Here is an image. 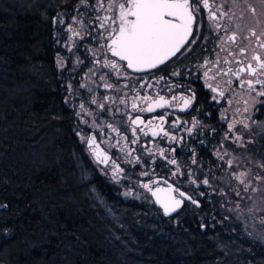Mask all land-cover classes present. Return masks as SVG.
Listing matches in <instances>:
<instances>
[{
    "label": "trees",
    "instance_id": "obj_1",
    "mask_svg": "<svg viewBox=\"0 0 264 264\" xmlns=\"http://www.w3.org/2000/svg\"><path fill=\"white\" fill-rule=\"evenodd\" d=\"M79 4L0 0V264H264L209 202L167 217L97 170L57 63Z\"/></svg>",
    "mask_w": 264,
    "mask_h": 264
},
{
    "label": "flooded vegetation",
    "instance_id": "obj_2",
    "mask_svg": "<svg viewBox=\"0 0 264 264\" xmlns=\"http://www.w3.org/2000/svg\"><path fill=\"white\" fill-rule=\"evenodd\" d=\"M103 2L105 8L100 10L99 15L101 17L114 15L115 13L106 10L109 0H103ZM217 2L223 3L225 10L230 13H236L231 18L233 27L235 24L247 27L256 25L255 21L249 20L250 15L243 12L239 5L234 6L231 0H217ZM94 3L95 0H89V5ZM96 15L97 13L91 7L85 8L81 3L76 7L72 16L67 19L69 24L63 23L66 25L67 39L62 42L59 41V44L66 53L58 55L57 63L59 59H63V65L58 63V67L63 68V70L66 68L68 74L67 98L69 109L74 115L76 134L80 133V135L77 134L80 142L81 135H95L100 150L106 151L112 158H118L117 162L124 169L123 175L126 178L119 179V182L113 180L111 173L105 171L104 165L96 163L87 145L81 142L88 157L97 170L107 177L112 184L116 185L122 193L130 192L132 196L139 193L141 196L149 197L155 204L150 193L138 187V183H151V181L156 180L160 182L159 187L166 188L167 185L164 181L167 180L173 187L178 185L180 191L190 195L199 205L193 204L190 200H184L179 211L192 207L201 208L204 202H209L212 208L220 210L217 194L218 192L221 193L223 183L218 178L227 169V166H223V162L231 159L233 154L248 153L253 159L264 163V103L251 104L250 97L244 90L236 86L238 82L235 80L232 91L223 89L225 91L224 98H219V102L212 99L216 94L209 89L208 83L215 85L219 82L223 88V80L227 78L205 82L203 70L197 67L205 58L214 56L213 49L218 43L216 33L210 27L207 14L203 10H201L200 15L202 23L200 34L207 38L206 41L203 39L198 41V44L193 46V50L180 57L179 60L173 58V60L150 72L134 73L127 70V78L123 76V69L121 78H117L114 70L103 67L104 59L117 60V58L112 57L106 48H100V45L106 44L107 41L98 39L104 29L99 27ZM227 20L228 16L221 18L222 23ZM71 21H75L74 24L77 27L74 26V30L79 32L80 36L69 31L68 26H70ZM261 26L264 25L261 24ZM69 37L72 39L69 40ZM227 47L233 46L227 45ZM216 51H219V48H216ZM258 51L264 56V50L258 49ZM223 55L225 54L221 53V56ZM94 61L98 62L94 63ZM118 63L123 64L119 61ZM232 66L235 67L234 64ZM89 69H93V71L90 72ZM174 71L180 74L172 75ZM101 75L106 77L107 83L114 86L113 89L104 87L105 81L99 79ZM158 77H164V79L157 84L156 79ZM145 81L152 86L147 87ZM69 84H71V88L68 87ZM81 84L84 87H81ZM141 84H145V86L141 87ZM116 87H119L120 91H116ZM89 89L92 91L89 92ZM145 95L152 97L153 101L162 95L168 101V106L156 108L153 112L133 111L131 106L134 101L138 107L147 106L142 99ZM192 95H195V99L191 105L185 111H180L179 109L183 107L180 97H191ZM173 96L176 99H172ZM102 97L105 99L102 100ZM93 98L97 100V104L104 103L103 110L98 108L97 104L91 103ZM122 99L125 101L123 104L120 103ZM258 100L264 101V97H258ZM245 101H249V103L246 105ZM81 103L85 104L87 114L77 115L80 113ZM246 106L247 112L244 111ZM162 114H167L165 116L166 122L162 127L169 132L170 136H177V142L169 143L168 138H164L162 134L153 137L150 128L140 125L144 131L148 132V135H143L138 128L139 142L131 144L134 137L129 126V116L132 118L139 116L145 124L149 120L153 124H158L159 121L154 118ZM193 119L198 122L199 127H193ZM177 121L179 126L172 127L173 123ZM109 123L117 127L120 135L107 127ZM244 123H247L249 127L244 128ZM229 124L234 125L231 132L228 130ZM189 128L192 129L191 134L187 131ZM123 135L128 137V141L116 144V140ZM236 135H240L242 139L237 141ZM225 136L228 138L225 139ZM237 143H241V148L234 146ZM109 144L112 146L109 147ZM221 145H223V149H221ZM122 146H126L129 150L134 149L132 157H128V159L141 156L148 163H125L123 153L120 151ZM173 148L175 152L170 151ZM160 149H164L166 156H171L177 161L181 174L176 177L172 176L171 173L175 171L177 165L167 164V161L158 154ZM224 151L227 152V155H224V159L221 160L217 153L223 154ZM150 152L155 153V155H151ZM241 156L245 155L241 154ZM193 158L196 160L195 164L192 163ZM144 171L149 172V175H141ZM189 172L192 173L191 178L196 179V184L190 182ZM205 178L208 179L209 185L201 183ZM152 186L156 187V185Z\"/></svg>",
    "mask_w": 264,
    "mask_h": 264
},
{
    "label": "snow or ice",
    "instance_id": "obj_3",
    "mask_svg": "<svg viewBox=\"0 0 264 264\" xmlns=\"http://www.w3.org/2000/svg\"><path fill=\"white\" fill-rule=\"evenodd\" d=\"M231 2L234 6H242V11L246 8L253 16H264V0H259L261 6L259 10L254 4L248 3V0H231ZM80 3L85 8L91 7L97 13L96 20L99 22V27L104 29V32L101 33L98 39H105L107 41L106 44H101L100 48H106L112 57L117 58V60L104 59L103 67L114 70L117 78H121L122 69L124 78H127V70H131L134 73L150 72L173 60V58L179 60L180 57L192 51L193 46H196L198 41L202 39L206 41L207 38L202 37L200 34L202 27L200 15L201 10H203L207 14L210 27L216 33L218 41L216 48H219V51H216V48H214V56L205 58L197 67L203 70L205 82L217 80L218 78H227L223 80V88L219 82L215 85L208 83L209 89L216 94L212 99L219 102V98H224L225 91L223 89L232 91V85L235 80L238 82L236 86L247 93L252 104L264 103V101L258 100V97H264V56L258 51V49L264 50V26H261L259 20L252 27L241 26L240 24H235L233 27L231 18L236 13H230L228 10H225L223 3H218L217 0H109L106 10L115 14L103 17L99 15L100 10L105 8L103 0H95V3L92 5H89V0H80ZM225 16H228V20L222 23L221 18ZM81 23L83 22L81 21ZM257 28H259V31H257ZM69 31L80 36V33L75 32L72 28H69ZM71 39L72 37H69V40ZM227 45H232L233 47H227ZM221 53L225 55L221 56ZM118 61L123 62V64L118 63ZM96 62L98 61H94V63ZM58 63L62 66L63 59H59ZM233 64L235 67L232 66ZM89 71L91 72L93 69H89ZM179 74L175 71L172 73V75ZM99 79L105 81V88L113 89L114 86L107 83L104 75H101ZM163 79L164 77H158L156 83L158 84ZM145 84H147V87L152 86L147 81H145ZM145 84H141V87H144ZM80 86L84 87L83 84ZM68 87L71 88V84ZM115 90L120 91V88L116 87ZM91 91L89 89V92ZM125 95L127 94L125 93ZM101 99L105 98L102 97ZM142 99L147 106L138 107L134 101L131 106L133 111L153 112L156 108L168 106V101L162 95L154 101L148 95H145ZM172 99H176V97L173 96ZM180 99L183 102V107L179 110L185 111L195 99V95L191 97L182 96ZM91 103L97 104V100L93 98ZM120 103L123 104L125 101L122 99ZM248 103L249 101H245L246 105ZM97 106L102 110L105 107L103 102L97 104ZM244 111H248L247 106ZM81 114H87L85 104L83 103L80 104V113H77V115ZM166 115L162 114L154 118L159 121L158 124H153L151 120L145 124L139 116L135 118L129 116V126L134 137L131 140V144L139 142V136L137 135L138 128L143 135H148V132L144 131V128H141L140 125L150 128L153 137L162 134L164 138H168L169 143L177 142V136H170L169 132L165 131L162 127L166 122ZM192 124L193 127H199L195 119H193ZM178 126V121L172 125V127ZM107 127L111 131L117 132V135H120L117 127L113 124L109 123ZM233 127V124H229V132L232 131ZM243 127L248 128L249 125L244 123ZM187 131L191 134L192 129L189 128ZM77 134L80 135L79 132ZM227 138L225 136V139ZM241 139L240 135H236L237 141ZM122 141L127 142L128 137L126 135L120 136V139L116 140V144H121ZM81 142L87 145L96 163L104 165L105 171L111 173L113 180L119 182V179L126 178L123 175L124 169L117 162L118 158H112L106 151H101L95 135H81ZM111 146L109 144V147ZM221 149H223V145H221ZM120 151L123 153L125 163H148L141 156L128 159V157H132L134 149L129 150L126 146H122ZM170 151L175 152V149H170ZM150 154L155 155V153L151 152ZM158 154L162 159L167 161V164L177 165V161L173 157L165 155L164 149H160ZM224 155H227L226 151L223 154L217 153L218 158L221 160L224 159ZM192 163H196L195 158H193ZM226 163L229 167L233 166V160L231 159L227 160ZM257 167L264 172V164H258ZM171 174L173 177L181 174L180 167L177 165L175 171H172ZM141 175L148 176L149 172L144 171ZM188 176L192 184L197 183L196 179L191 178V172L188 173ZM230 178L238 182V186L233 189L238 197L241 196V191L247 192L250 188L253 191L257 190L253 187V181L264 183V175L260 173L253 174L250 168L239 171L234 170ZM159 183V181L153 180L151 183H138V187L143 188L147 193H150L152 198H155V204L159 205L164 215L167 216L175 212L184 200H190L193 204H197V201L190 195H186L184 191H180L178 185L173 187L172 184L165 180L164 183L167 187L163 188L158 186ZM201 183L209 185V181L206 178ZM152 185H156V187ZM239 186H242V189ZM129 194L131 193H125V195ZM137 196H139V193H137ZM145 199H149V197L145 196ZM197 206L199 205L197 204ZM237 208H239V205H237ZM229 210L232 211L233 209ZM261 222L264 223V220Z\"/></svg>",
    "mask_w": 264,
    "mask_h": 264
},
{
    "label": "rangeland",
    "instance_id": "obj_4",
    "mask_svg": "<svg viewBox=\"0 0 264 264\" xmlns=\"http://www.w3.org/2000/svg\"><path fill=\"white\" fill-rule=\"evenodd\" d=\"M248 3L254 4L258 10L261 7L259 0H248ZM240 7L242 8V6ZM243 12L250 15L249 20H253L255 22L259 20L261 24L264 25V16H253L246 8L243 9ZM65 22L67 25L69 24L66 17L58 15L56 23L61 24ZM74 26L77 27V25L71 21L68 29H74ZM234 146L236 148H241V143L234 144ZM241 154L245 156H241ZM231 160H233L232 167H229L226 162H223V166H227V169H225L223 174L218 178V180L223 183L221 193L218 192L217 194L219 197L218 203L220 205V213L224 216L225 221L239 222L246 236L251 237L256 242L264 244V223L261 222L264 220V183L253 181V187L257 190L253 191L250 188L247 192L241 191V196L238 197L233 190L236 186H238V182L235 179L230 178L234 170L239 171L248 168L252 170L253 174L260 173L264 175V172L257 167L258 164L264 163L260 160L253 159L248 153L233 154ZM239 187L242 189V186ZM124 196L129 197L128 195ZM133 197L142 200L140 195H135ZM237 205H239V208H237ZM229 209L233 210L230 211Z\"/></svg>",
    "mask_w": 264,
    "mask_h": 264
},
{
    "label": "water",
    "instance_id": "obj_5",
    "mask_svg": "<svg viewBox=\"0 0 264 264\" xmlns=\"http://www.w3.org/2000/svg\"><path fill=\"white\" fill-rule=\"evenodd\" d=\"M153 199H155V198H153ZM156 206H157L158 208H160L159 205L156 204ZM181 206H182V204H181ZM181 206H180L175 212H172L170 215H167V217H170V216L176 214V213L180 210ZM160 209H161V208H160ZM161 211L163 212L162 209H161ZM163 214H164V213H163ZM165 216H166V215H165Z\"/></svg>",
    "mask_w": 264,
    "mask_h": 264
}]
</instances>
